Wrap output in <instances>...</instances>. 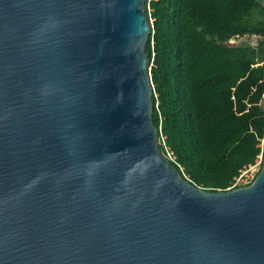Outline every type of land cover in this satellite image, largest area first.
I'll list each match as a JSON object with an SVG mask.
<instances>
[{"label":"water","instance_id":"obj_1","mask_svg":"<svg viewBox=\"0 0 264 264\" xmlns=\"http://www.w3.org/2000/svg\"><path fill=\"white\" fill-rule=\"evenodd\" d=\"M146 0H0V264H264V151L200 188L158 145Z\"/></svg>","mask_w":264,"mask_h":264},{"label":"trees","instance_id":"obj_2","mask_svg":"<svg viewBox=\"0 0 264 264\" xmlns=\"http://www.w3.org/2000/svg\"><path fill=\"white\" fill-rule=\"evenodd\" d=\"M145 8L159 149L200 188L249 185L234 186L260 157L255 176L262 167L264 0H146ZM245 36L255 43L232 42Z\"/></svg>","mask_w":264,"mask_h":264},{"label":"rangeland","instance_id":"obj_3","mask_svg":"<svg viewBox=\"0 0 264 264\" xmlns=\"http://www.w3.org/2000/svg\"><path fill=\"white\" fill-rule=\"evenodd\" d=\"M245 41V40H249L252 43H255V37H244V38H236L233 39L232 42H239V41ZM261 157L258 159L260 161ZM259 169L257 168V166H250L249 168H247L246 170H244L241 174V177L238 178L237 183L239 185H243V184H247L249 181H251L252 179H254L255 174L257 173Z\"/></svg>","mask_w":264,"mask_h":264},{"label":"built area","instance_id":"obj_4","mask_svg":"<svg viewBox=\"0 0 264 264\" xmlns=\"http://www.w3.org/2000/svg\"><path fill=\"white\" fill-rule=\"evenodd\" d=\"M161 136V135H160ZM161 139H163V137H160ZM167 155H168V157L169 158H171L172 159V157L170 156V154L169 153H167ZM260 164H261V159H260V161L259 160H257V162L254 164V165H252V166H257V168L259 169V167H260ZM238 180V179H237ZM237 180H236V182H235V184H234V186L236 185V184H238L237 183Z\"/></svg>","mask_w":264,"mask_h":264}]
</instances>
